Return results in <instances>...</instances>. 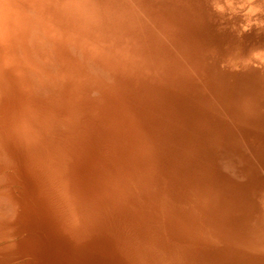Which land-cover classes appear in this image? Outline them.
Wrapping results in <instances>:
<instances>
[{"label":"bare ground","instance_id":"1","mask_svg":"<svg viewBox=\"0 0 264 264\" xmlns=\"http://www.w3.org/2000/svg\"><path fill=\"white\" fill-rule=\"evenodd\" d=\"M0 264H264V0H0Z\"/></svg>","mask_w":264,"mask_h":264}]
</instances>
